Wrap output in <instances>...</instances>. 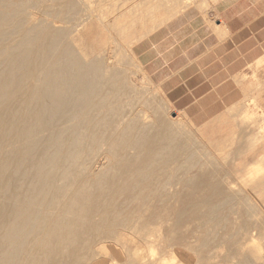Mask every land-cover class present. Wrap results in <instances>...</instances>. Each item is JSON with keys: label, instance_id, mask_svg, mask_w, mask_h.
<instances>
[{"label": "bare ground", "instance_id": "6f19581e", "mask_svg": "<svg viewBox=\"0 0 264 264\" xmlns=\"http://www.w3.org/2000/svg\"><path fill=\"white\" fill-rule=\"evenodd\" d=\"M184 5L0 0V264H96L100 244L126 232L146 242L155 232L170 240L196 233L198 246L214 247L251 229L255 209L249 217L236 206L180 123L136 90L106 45L84 43L131 45L137 29L150 32ZM228 213L241 222L237 233L228 232ZM184 222L193 225L179 230ZM228 244L223 264H253Z\"/></svg>", "mask_w": 264, "mask_h": 264}, {"label": "crops", "instance_id": "0c3cea01", "mask_svg": "<svg viewBox=\"0 0 264 264\" xmlns=\"http://www.w3.org/2000/svg\"><path fill=\"white\" fill-rule=\"evenodd\" d=\"M133 53L202 132L234 121L236 106L264 115V0H193Z\"/></svg>", "mask_w": 264, "mask_h": 264}, {"label": "rangeland", "instance_id": "374dc122", "mask_svg": "<svg viewBox=\"0 0 264 264\" xmlns=\"http://www.w3.org/2000/svg\"><path fill=\"white\" fill-rule=\"evenodd\" d=\"M184 1L186 6H188L193 0ZM186 6L184 5L183 9ZM181 9L176 14H178ZM176 14L171 15L170 18ZM170 18L168 20H170ZM168 20L159 26H154V29H151L150 32L143 28L137 29L134 33L137 38L131 45H127L126 42L123 41L119 48L116 44H106L107 41H105V39L92 40L91 38H86L84 43L95 49H97L99 45H106V55L111 57L112 60L116 56L115 59L116 61L118 60V65L128 71L129 81L136 90L142 92L144 97L146 96L145 98L156 109L164 112L165 115L162 112L161 113L169 122L175 125L180 123L179 126L181 133L185 136L188 142H190V145L193 143V145H191L193 150L196 149L195 151H197L198 149L196 154H199L201 161L204 162L205 165L208 164L209 166H214L216 170L224 175L229 193L239 198L236 202V206L245 210L248 209L249 214V208L252 210L255 209L253 212L256 211V214L251 210V214H255L254 217H252L251 214V216H249L252 217L251 219L249 218L252 222V226L251 229L246 230L244 235L240 234L235 235L234 238H225L224 240L228 239L226 242L214 247L206 245L203 247L198 246V239L200 238H198L196 233L188 234L182 239L175 237L173 240H170V237L167 235L163 236L162 233L159 237L157 235L158 233L156 234L155 232L152 233V236L148 237L150 241L146 242L145 240L140 239V237L126 232L122 236L123 239L118 242L113 240L100 244L101 252L96 256L93 263L114 264L115 262L117 264V262H124L130 258H137L142 264H223L222 262L224 259L222 256L226 253L229 245L228 243L231 245L235 242L240 250L252 254L251 259L253 264H264V241H262L264 239L262 238V236L264 237V115L249 112L248 110L236 106L234 109V121L225 118L219 123H215V126L211 127L209 131L202 132L192 125L185 116L176 111L169 101V98L165 97L162 91L150 81L148 75L143 70L137 57L133 53V46L138 41L147 37L151 32L165 24ZM126 47H129L130 51ZM122 49L123 51H121ZM122 56L126 59L122 58ZM121 58L122 60H119ZM156 103H158V105H156ZM218 124L219 126L221 125L224 127H218ZM206 157L208 158L206 159ZM255 167L257 169H255ZM255 178L256 183L258 184H256V186L255 182H253L255 181ZM260 180L263 181L261 182ZM246 198L247 200L244 203V199ZM245 204L247 205L246 207ZM253 206L254 208H252ZM257 214L259 216H257ZM228 215V232L232 234L235 232L237 233L241 222L236 214L228 213ZM253 218L258 220H254ZM171 223L172 220L166 218L162 225L167 226ZM192 225V223L184 222L179 226V230H188ZM151 240H154V243H150ZM150 244L153 246H149ZM258 251H260V253L262 252L261 255L260 253L256 254ZM154 252L156 253L154 254ZM150 254L154 255V257ZM186 254L188 257H185ZM143 260L145 261L143 262ZM229 261L234 262L235 259L230 258Z\"/></svg>", "mask_w": 264, "mask_h": 264}]
</instances>
